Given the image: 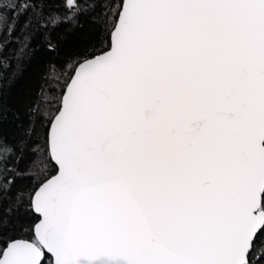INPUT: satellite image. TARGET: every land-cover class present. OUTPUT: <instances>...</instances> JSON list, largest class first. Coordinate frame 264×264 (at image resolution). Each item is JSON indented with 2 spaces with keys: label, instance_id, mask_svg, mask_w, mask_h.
I'll return each mask as SVG.
<instances>
[{
  "label": "snow or ice",
  "instance_id": "1",
  "mask_svg": "<svg viewBox=\"0 0 264 264\" xmlns=\"http://www.w3.org/2000/svg\"><path fill=\"white\" fill-rule=\"evenodd\" d=\"M21 31L63 82L0 104V264H264V0H0Z\"/></svg>",
  "mask_w": 264,
  "mask_h": 264
},
{
  "label": "trees",
  "instance_id": "2",
  "mask_svg": "<svg viewBox=\"0 0 264 264\" xmlns=\"http://www.w3.org/2000/svg\"><path fill=\"white\" fill-rule=\"evenodd\" d=\"M81 24L82 28L75 31L66 29L61 33V57L96 41L98 33L91 20L85 17ZM3 43V51L0 52V104L10 110V115L16 111L23 113L32 110L33 104L43 111L42 99H48V87L58 89L59 84L63 82L61 80L57 83L52 79L51 85L45 83L48 63L54 57L44 50L43 41L38 38L28 41L22 31L14 37L4 38ZM56 75L58 73H53V76ZM27 183L24 181L25 186Z\"/></svg>",
  "mask_w": 264,
  "mask_h": 264
}]
</instances>
